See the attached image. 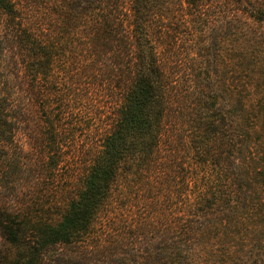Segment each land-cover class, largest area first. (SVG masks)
I'll return each instance as SVG.
<instances>
[{"label": "trees", "instance_id": "obj_1", "mask_svg": "<svg viewBox=\"0 0 264 264\" xmlns=\"http://www.w3.org/2000/svg\"><path fill=\"white\" fill-rule=\"evenodd\" d=\"M229 36L261 44L264 0H0V264H264L205 252L253 136L219 101Z\"/></svg>", "mask_w": 264, "mask_h": 264}, {"label": "rangeland", "instance_id": "obj_2", "mask_svg": "<svg viewBox=\"0 0 264 264\" xmlns=\"http://www.w3.org/2000/svg\"><path fill=\"white\" fill-rule=\"evenodd\" d=\"M235 38L227 37L220 46L219 66L214 75L221 94L220 105L232 125H246L253 134L250 148L244 151L247 160L242 157L241 161V175L247 185L238 197L241 205L233 210L227 225L213 232L218 235L214 241L217 246H209L205 252L210 258L218 255L217 259H222L225 253L241 254L252 248L264 258V39L259 46L250 44L241 49ZM205 170L198 183L207 192L210 188L205 184L222 182L223 177L214 165Z\"/></svg>", "mask_w": 264, "mask_h": 264}]
</instances>
